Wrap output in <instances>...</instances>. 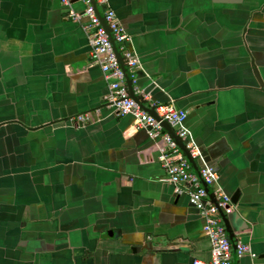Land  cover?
Instances as JSON below:
<instances>
[{
	"label": "crops",
	"instance_id": "obj_1",
	"mask_svg": "<svg viewBox=\"0 0 264 264\" xmlns=\"http://www.w3.org/2000/svg\"><path fill=\"white\" fill-rule=\"evenodd\" d=\"M107 1L139 57L136 92L185 110L217 185L239 192L228 217L256 256L238 264H264V0ZM106 92L60 0H0V264L210 259L203 219L164 180V143Z\"/></svg>",
	"mask_w": 264,
	"mask_h": 264
},
{
	"label": "built area",
	"instance_id": "obj_2",
	"mask_svg": "<svg viewBox=\"0 0 264 264\" xmlns=\"http://www.w3.org/2000/svg\"><path fill=\"white\" fill-rule=\"evenodd\" d=\"M84 4L82 12L72 7L73 0H60L66 8V16L82 26L89 45L91 63L97 65L107 84L108 91L103 96L107 107L112 108L118 115H131L134 118V127L142 129L152 140L163 142L159 146L158 159L165 170L164 180L173 185L174 193L186 195L188 201L197 209L203 219V231L210 243V259L208 261L193 259L191 264H233V258L237 260L244 256L255 258L248 243L236 241L235 250L228 238L218 207L224 212H230V199L217 185L218 174L213 167L204 165L199 169V175L192 167L183 152L162 125V121L175 129V134L182 139H187L190 134L184 126L187 112L175 107L173 103L159 104L151 103L159 120L142 110L131 97H129L125 86V75L114 51L111 39L115 42L118 52L125 60L127 71L130 75L139 67V58L133 48L127 43L131 42L130 35L124 30L116 13L112 10L107 0H95L105 25L96 13L92 0H81ZM87 20L82 22V17ZM145 97V96H144ZM98 115L99 108L94 109ZM73 120L76 122H87L92 120L91 112L77 114ZM190 155L195 158L200 156L198 147L190 140L186 144ZM204 184L207 185L215 197V205L209 198ZM230 205V206H228Z\"/></svg>",
	"mask_w": 264,
	"mask_h": 264
},
{
	"label": "water",
	"instance_id": "obj_3",
	"mask_svg": "<svg viewBox=\"0 0 264 264\" xmlns=\"http://www.w3.org/2000/svg\"><path fill=\"white\" fill-rule=\"evenodd\" d=\"M74 1V0H73ZM93 4L95 6L96 9V13L99 15V17L101 18L102 24L106 26L105 21L102 19V16L100 15V11L96 5L95 0H92ZM111 8V7H110ZM112 9V8H111ZM113 10V9H112ZM115 12V11H114ZM118 17V16H117ZM119 19V18H118ZM120 21V20H119ZM121 23V22H120ZM122 25V24H121ZM124 28V27H123ZM125 30V28H124ZM126 31V30H125ZM127 32V31H126ZM128 33V32H127ZM111 43L113 45L114 51L116 52L118 61L121 65V68L124 72L125 75V86L128 92L129 97H131L135 102L138 103V105L141 107L142 110L146 111L147 113H149L150 115H152L153 117H155L156 119L159 120L158 115L156 114L154 108L152 106H147L146 105V100L144 99V95L145 92L142 91V89H140L138 92H136V88L134 85V78H135V70L133 72L132 75H130L127 71L126 68V64H125V60L123 58V56L121 55L120 52H118L115 42L113 41V39H111ZM129 48H132L131 43H127ZM136 52V51H135ZM138 56V55H137ZM139 58V57H138ZM108 91V88H107ZM107 93V92H106ZM147 94V93H146ZM95 109V108H94ZM183 110V109H182ZM91 112V111H88ZM94 111L91 112V115ZM115 113V112H114ZM134 119V118H133ZM162 125L164 126L165 130L167 132L170 133L171 137L176 141L177 145L179 146V148L181 149V151L183 152L184 156L186 157V159L188 160V162L190 163L191 167L193 168L194 172H196V174L199 175V169L202 168L205 164L208 166H211L214 168V170L217 172L218 174V170L216 169L215 166L207 163L208 162V157H206V153L205 152H200L201 156L203 157V159L205 160V164H203L200 168L197 166V163L195 161V159L190 155L189 150L186 147V144L191 140L190 136L187 139H182L179 136H177L175 134V129L171 127L167 121H162ZM185 126V125H184ZM187 129V128H186ZM188 130V129H187ZM199 149V148H198ZM200 151V150H199ZM218 182V179H217ZM205 190L208 193L209 198L212 200V202L216 205L217 201L215 199V197L213 196V193L211 191V189L204 184ZM222 189V188H221ZM223 190V189H222ZM225 193V192H224ZM238 191L235 192V194L230 198V196H228L226 193V195L229 197L230 199V205H234L237 203V199H238ZM191 204V203H190ZM192 205V204H191ZM228 205V206H230ZM193 206V205H192ZM197 210V209H196ZM218 211H219V215L222 219L224 228L227 232L228 238L233 246V250H235V246H236V241L240 240L242 241L240 238L235 237V231L239 230L238 226L235 224L234 222V217L232 219H229L228 217V213L224 212V210L220 207H218ZM198 212V211H197ZM234 215V213H233ZM204 223V222H203ZM244 229V228H242ZM243 242V241H242ZM245 243V242H243ZM254 253V252H253ZM255 254V253H254ZM256 256V254H255ZM250 257V256H249ZM240 260V259H239ZM239 260L236 259V257L234 256L233 258V264H238ZM208 261V260H207ZM192 262V261H191Z\"/></svg>",
	"mask_w": 264,
	"mask_h": 264
}]
</instances>
